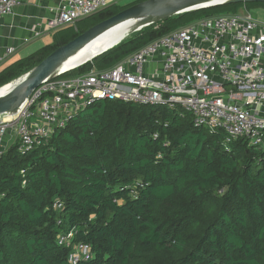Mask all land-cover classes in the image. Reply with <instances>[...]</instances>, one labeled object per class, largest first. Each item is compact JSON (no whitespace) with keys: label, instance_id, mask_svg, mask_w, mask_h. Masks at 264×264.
Instances as JSON below:
<instances>
[{"label":"trees","instance_id":"trees-1","mask_svg":"<svg viewBox=\"0 0 264 264\" xmlns=\"http://www.w3.org/2000/svg\"><path fill=\"white\" fill-rule=\"evenodd\" d=\"M117 4L52 32V41L0 69V87L120 10ZM261 2L172 15L126 35L63 74L111 67L150 41ZM2 117V116H1ZM156 133L157 136L153 137ZM71 232V244L58 235ZM264 264V159L247 137L197 126L180 106L99 99L40 145L0 154V264Z\"/></svg>","mask_w":264,"mask_h":264},{"label":"built area","instance_id":"built-area-1","mask_svg":"<svg viewBox=\"0 0 264 264\" xmlns=\"http://www.w3.org/2000/svg\"><path fill=\"white\" fill-rule=\"evenodd\" d=\"M19 4L21 0H0V21ZM117 4L120 0H59L45 19L44 32L76 26ZM14 50L6 47L0 64ZM99 99L180 106L195 125L223 130L226 141L247 137L264 159V22L244 9L206 16L150 41L111 67L56 74L33 89L15 118L5 121L0 114V154L12 143L21 153L31 150ZM71 236L58 235V244L70 245ZM89 257L90 247L82 242L67 255L72 264Z\"/></svg>","mask_w":264,"mask_h":264},{"label":"water","instance_id":"water-1","mask_svg":"<svg viewBox=\"0 0 264 264\" xmlns=\"http://www.w3.org/2000/svg\"><path fill=\"white\" fill-rule=\"evenodd\" d=\"M247 2L264 3V0H141L133 3L90 26L67 43L58 46L25 74L3 85L13 83L9 89L0 93V114L15 111L28 98L33 89L43 81L71 70L116 45L119 40L101 49L82 63L66 68L70 58L82 47L122 21L130 20L129 33H131L175 14L228 3Z\"/></svg>","mask_w":264,"mask_h":264},{"label":"crops","instance_id":"crops-1","mask_svg":"<svg viewBox=\"0 0 264 264\" xmlns=\"http://www.w3.org/2000/svg\"><path fill=\"white\" fill-rule=\"evenodd\" d=\"M59 0H21L13 12L0 21V55L8 46L15 48L5 61L19 55H27L45 45V19L52 16ZM37 31H43L36 35ZM47 44V43H46ZM21 58V57H20ZM14 61V60H13ZM11 63V62H10Z\"/></svg>","mask_w":264,"mask_h":264},{"label":"bare ground","instance_id":"bare-ground-1","mask_svg":"<svg viewBox=\"0 0 264 264\" xmlns=\"http://www.w3.org/2000/svg\"><path fill=\"white\" fill-rule=\"evenodd\" d=\"M130 25V20H125L107 29L105 32H103L91 42L82 47L72 58H70V60L66 64V68H72L75 65L82 63L83 61L91 57L93 54L97 53L103 48L108 47L109 45L118 40L120 42L122 38L129 34ZM12 84L2 86L0 88V93L9 89ZM25 103L26 100L15 111L1 114L2 118L5 121L15 118L20 112V110L24 107Z\"/></svg>","mask_w":264,"mask_h":264},{"label":"rangeland","instance_id":"rangeland-1","mask_svg":"<svg viewBox=\"0 0 264 264\" xmlns=\"http://www.w3.org/2000/svg\"><path fill=\"white\" fill-rule=\"evenodd\" d=\"M131 1H134V0H120V3L125 4V3H127V2H131ZM242 10H243V9H240V11H242ZM250 12H251V14H252L255 18H257L258 20L264 22V8H263V7H259V6L254 7V8H252V9L250 10ZM46 35H48V36H47L46 40H44V43H43V44H46V43L48 44V43H50V42L52 41V33H49V34H46ZM125 37H126V36H125ZM125 37H124V38H125ZM124 38H123V39H124ZM27 55H28V54H27ZM24 56H26V55H19V56L13 58V59L10 60V61H4L2 64H0V69H2L3 67H5L6 65H8L10 62H13V60L15 61L16 59H18V58H20V57H24Z\"/></svg>","mask_w":264,"mask_h":264}]
</instances>
